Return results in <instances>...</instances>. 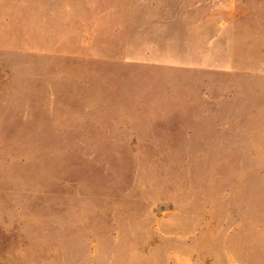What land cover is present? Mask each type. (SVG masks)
<instances>
[{
    "label": "rangeland",
    "instance_id": "rangeland-1",
    "mask_svg": "<svg viewBox=\"0 0 264 264\" xmlns=\"http://www.w3.org/2000/svg\"><path fill=\"white\" fill-rule=\"evenodd\" d=\"M0 264H264V0H0Z\"/></svg>",
    "mask_w": 264,
    "mask_h": 264
}]
</instances>
